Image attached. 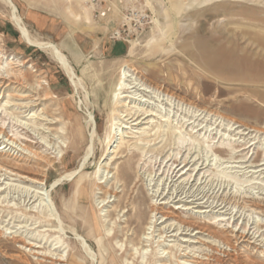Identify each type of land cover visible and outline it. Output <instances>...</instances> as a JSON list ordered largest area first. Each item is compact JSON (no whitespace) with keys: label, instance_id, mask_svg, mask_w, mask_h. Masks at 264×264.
Wrapping results in <instances>:
<instances>
[{"label":"rangeland","instance_id":"374dc122","mask_svg":"<svg viewBox=\"0 0 264 264\" xmlns=\"http://www.w3.org/2000/svg\"><path fill=\"white\" fill-rule=\"evenodd\" d=\"M11 1L33 37L59 47L75 78L22 39L11 8L0 2V125L36 151L31 155L13 145L10 155H0L19 165L13 169L17 176L0 172V264H179L176 245L185 248L183 237L195 235V227L185 235L182 219L200 226L214 220L208 231L192 236L200 242L187 251L214 255V264H264V210L248 202L264 201V169L253 172L264 158V0ZM24 58L28 62L17 65ZM5 68L21 69L24 81L5 80ZM125 72L196 102V109L259 128L263 132L251 135L254 153H207L201 141L186 136L180 145L178 136L157 124H114L113 103ZM37 81L41 85L34 89ZM170 99L184 111L195 109ZM186 163L190 170L171 182L173 195L186 201L192 194L218 207L204 214H195V207L180 210L162 225L158 218L176 211L177 200L164 204L163 213H152L153 183L165 179L172 164ZM74 169L70 179L54 186ZM41 188L49 190L55 209L26 198V192L38 197ZM232 229L248 231L251 238L236 242ZM83 238L90 254L81 249ZM45 251L49 256L37 253ZM60 255L62 261L54 259Z\"/></svg>","mask_w":264,"mask_h":264},{"label":"bare ground","instance_id":"6f19581e","mask_svg":"<svg viewBox=\"0 0 264 264\" xmlns=\"http://www.w3.org/2000/svg\"><path fill=\"white\" fill-rule=\"evenodd\" d=\"M87 1H89V0H87ZM149 1L150 0H148V2ZM206 1H210V0H200L197 3L200 4V3H203V2H206ZM0 2L5 4V5H7V6H9L11 8V17H12L11 19H12L16 29L19 31L22 39L28 45L36 47V48L40 49L41 51L47 53L51 58H53L60 65L61 69L65 72L67 77L71 81H73L74 78H75V73H74L72 67L70 66V64L68 63L66 57L60 51L59 47L53 42L40 40L38 38L33 37L30 34V32L27 29V27L25 26V24L23 23L21 17L18 15L16 7H15V5L13 4V2L11 0H0ZM148 2H146V3L148 4ZM190 5H191V3L188 6H190ZM158 9H160L161 11H164L165 17L169 16L168 12L164 8V5L163 6L161 5L160 8H158ZM1 52L2 51H0V54H1ZM208 56L211 59H213V58L214 59L215 58L224 59V57H223V55L221 53L220 54L209 53ZM1 62H0V66H1ZM26 62H28V59L24 58V59L19 60L17 65H19V66L23 65L24 66V64ZM10 64H13V63H10ZM0 69H2V67H0ZM4 72L6 73V75L3 77L5 80H10L9 77H12V76L17 78L19 81H22V82L25 79V74L21 71V69H18V70L15 71V70H13L11 68L10 69L5 68ZM124 76H125L124 80H125L126 83L123 84L119 88L121 90V92H119L118 95L116 96V98L114 100V103H113L114 107L112 108L116 112V113H114L115 116L112 115L113 116L112 119L115 121L114 124L118 125L119 127L126 129V128H132V127L140 125V124H146V125H148V124H153V125L157 124L156 125L157 127H159V128H169L171 130V132L173 134H175V136H178V138L181 139V141L179 142L180 145L184 144L186 142V136H187V137H189L191 139L201 141L203 143V145L206 146L205 147V151L207 153L211 152V151L212 152L214 151V154H215L216 151H219V152H225L227 154L228 153L231 154L232 152L244 151V150H247V149L248 150L253 149V153H254V149H256V147L253 146V144H254L253 143L254 142L253 139H256V138H255L254 135H253L254 137H251V135H252V132L253 133L254 132H256V133L263 132L259 128H255V127L253 128V127H250V126L247 127L245 123H241V122H238V121H236L234 119H231L229 117H225V116L219 114L218 112H216L215 110H209L210 108L208 109V108L205 107L203 109L202 108L201 109H199V108L196 109L199 106L196 102L190 101V100H186L185 97H181V96L179 97L178 94H176V92L172 91L170 93L169 90L162 88L161 85H157V84H154V85L147 84L146 85L145 80H143L139 76L138 77L137 76L133 77L128 72L127 73L125 72ZM137 78L140 81H143V83L139 84V82L137 81ZM40 82H42V81H37V85L34 87V89H37V87H39L41 85ZM152 90H154V91H152ZM164 95L167 96V98H164ZM113 97H115V96H113ZM168 97H170V98H174L175 97V99L176 100L178 99L179 102H182L183 104L186 103L187 105H189L190 107H193L195 109L194 110L184 111L185 108L183 110L182 107H179L178 104L173 103L172 99H170ZM213 116H214V119H213ZM164 130L165 129H163L162 131H164ZM6 132L7 131H6L5 127H4V122H3L2 125H0V135H1V137H5V139H3V141L0 144V155L6 154V152H9L8 155H10L11 154L10 153L11 152V148H14L13 145H16V147H19L21 150H23V151H25V152H27V153H29L31 155L32 154L36 155V151H34L30 146H28L26 144H22L17 139L16 136L15 137L7 136ZM252 140H253V142H250ZM251 147H253V148H251ZM263 150H264V148H263ZM258 151H257V156L260 153ZM38 154H40V153H38ZM196 161H198V160H196ZM208 161L209 162L213 161V159H208ZM261 161L262 162H258L256 165H254V168L257 169V170H255L253 172H258V171L260 172V171H262L264 169V158ZM48 162L50 163V160H48ZM176 162H177L176 159L173 160V164H175ZM159 163L163 164V162H159ZM227 163H228V161H227ZM173 164H172L171 167L169 166V168L165 170V172L167 171L165 179L161 178L158 181L156 180L157 182L153 183L154 184V189L153 188H152L153 190L151 189L152 190V195H153L152 197L155 198V202L151 204V209L153 211L152 213H155V214L163 213V208L165 207L164 204H168L169 202H174V201L177 200L176 201L177 204L173 207V209L176 210V211L171 212L172 214L163 213V215L158 218V220L161 219V220H159L160 223H162V225H163V223L167 222L168 219L171 218V216H173V217L175 216L176 217L177 215H179V213H182L185 210L186 211L191 210L190 208H194V207L195 208H199L196 211H193V212H195V214L196 213L204 214L207 211L208 212L214 211V209L216 207H218L217 205L214 206V201H212L210 203H209L208 200L206 202H202L201 198H198L197 196H194L192 194H191V196H187V198H191L190 200L186 199V201H183V198H181L183 196H178V194H175V196L173 195L175 189L173 188V185H171V182L179 180L184 174L187 173V171L190 170V169H188V167H186L187 163L184 166L180 167V168H179V165H177L176 167L174 166L175 168H173ZM83 165H84V162L81 164V167H83ZM8 166L11 167V168H9ZM198 166H200V165H198ZM165 167H166V165H165ZM233 167H235V166H233ZM15 168L19 169V165L10 164V162H8V161H6V160H4V159H2L0 157V172L1 173H3L4 175L5 174H9V175L17 176L19 174L17 172H13V169H15ZM184 168H187L188 170L186 172H184L183 171ZM77 171H78V169H74V170L68 172L67 174L65 173L66 175H64V176H62V177H60V178H58V179H56L54 181V186H57L58 184H60L64 179H70V177H72L74 175V173H76ZM191 172H193V171H191ZM197 173H198V171H197ZM190 177H191V175H190ZM25 179H27V178H25ZM29 180L31 182H33V183L43 184V181H41L40 178L30 177ZM151 180H153V179H151ZM40 190H44V193L43 192H39V191L36 192L38 197H36V194L32 195V193L26 192V198H28V199L35 198L34 199L35 202L37 200H42V201L45 200V203H46L45 205H47L48 209H50V210L55 209L53 204H52L50 195H49V190L43 189V188H41ZM45 194H46V199L44 198ZM229 195H230V193H229ZM213 200H214V198H213ZM262 200H257L256 198H251L250 200H248V202H249L250 206H254L255 209L259 208V209L264 210V201H262ZM224 201L225 200H222V203ZM180 203H182V204H180ZM204 203H209V205L203 206ZM222 203H220V205H219L220 208L219 209L225 208L226 205L221 206ZM231 204H232V202H231ZM190 205H193V206H190ZM226 209L227 208H225V212H226ZM180 210L182 212H180ZM131 211H133L134 213H137L138 212V208L136 206H133ZM220 215L223 216L225 214L224 213H220ZM155 218H156V215H155ZM181 219H179V220H181ZM219 220H224V218L222 217ZM134 221L135 220L130 219V222H134ZM149 221H151V220H149ZM226 221H227V223H229L230 222L229 218H227ZM182 223L184 224V226L187 225V228H185V230H187V231H185V235L187 234V232L192 227H195V232H194L195 235L191 234V232H190L191 235L189 234V238H184L183 237V242H187V246L185 248H181L180 245H178V246L176 245V247H177L176 251L179 252V257H181V260H179V264H214V255H210L209 254V255H206V257L204 258L205 255L201 254L202 256L201 255L199 256V253H198V255H195L196 252L193 251V250L187 251L189 248L191 249V247H195L194 245H192L193 243L200 242L198 240H191L192 236H196L197 234L204 233V231H208L209 228L214 226V220H209V221L206 220V221H204L202 226H200L198 223L189 222V221L184 220V219H182ZM154 224L156 225V223H154ZM169 225H171V224H169ZM164 226L166 228L167 224L164 225ZM180 227L176 230V233L173 236L177 235V232L180 230ZM139 228H140V226H139ZM167 228H170V226H168ZM5 231H6V229L4 231H2V232H5ZM72 231H74V230H72ZM191 231H194V230H191ZM231 231L233 233L232 234V238H234V240L236 242L239 241V240L247 241L248 238H251L249 236L248 231L246 232L245 230H243V231H240V232L239 231L234 232L235 231L234 229H232ZM169 232L170 231H168L167 233L169 234ZM73 234L74 235H78L75 231H74ZM180 234H182V233H180ZM209 234L212 235L211 233H209ZM171 235H172V233H171ZM15 238L17 239L18 237L16 236ZM195 238L199 239V237H195ZM17 240H19V239H17ZM169 241H171V240H169ZM80 244H81V249L83 248V249H85V251L87 253H89L90 249H88V245H87L86 240L84 238L80 240ZM32 246H34V245H32ZM160 246H163V244L160 243ZM160 246H158V247H160ZM172 250H171V252H172ZM191 252H193V253L190 254ZM37 253L41 254V255L43 254V256H49V254H47L46 251L44 253H39V252H37ZM163 254H164V252L159 256V258H164ZM63 258L64 257L62 255H60L59 257H56L54 259L62 261Z\"/></svg>","mask_w":264,"mask_h":264},{"label":"built area","instance_id":"2783aa9c","mask_svg":"<svg viewBox=\"0 0 264 264\" xmlns=\"http://www.w3.org/2000/svg\"><path fill=\"white\" fill-rule=\"evenodd\" d=\"M122 29H118L117 32H115L117 34V36H120L121 35V31Z\"/></svg>","mask_w":264,"mask_h":264}]
</instances>
